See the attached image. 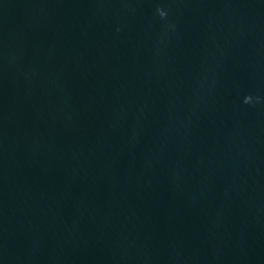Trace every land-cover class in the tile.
Here are the masks:
<instances>
[{"label":"water","instance_id":"1","mask_svg":"<svg viewBox=\"0 0 264 264\" xmlns=\"http://www.w3.org/2000/svg\"><path fill=\"white\" fill-rule=\"evenodd\" d=\"M0 264H264V0H0Z\"/></svg>","mask_w":264,"mask_h":264},{"label":"clouds","instance_id":"2","mask_svg":"<svg viewBox=\"0 0 264 264\" xmlns=\"http://www.w3.org/2000/svg\"><path fill=\"white\" fill-rule=\"evenodd\" d=\"M158 11L160 12V15H161V16H165V15H166V12H164L163 9H159ZM248 99L250 100L251 97H249Z\"/></svg>","mask_w":264,"mask_h":264}]
</instances>
